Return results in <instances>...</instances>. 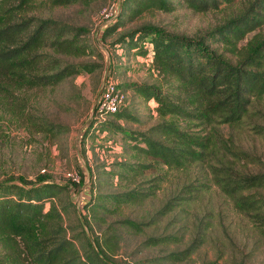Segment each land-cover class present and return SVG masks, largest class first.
<instances>
[{
  "label": "rangeland",
  "instance_id": "obj_1",
  "mask_svg": "<svg viewBox=\"0 0 264 264\" xmlns=\"http://www.w3.org/2000/svg\"><path fill=\"white\" fill-rule=\"evenodd\" d=\"M250 1L222 2L218 8L196 11L180 0H172L171 10H144L102 38L97 33L110 22L103 24L101 12L116 11L120 0H77L68 5L34 0L28 15L69 24L79 46L77 53L52 48L46 49L47 53L59 57L62 63L78 68L80 64L91 65L93 70L80 68L56 85L0 92V184H19L22 180L35 184L39 176H44L65 185L53 199L64 205L70 195L73 197L76 209L70 207L68 212L73 218L71 225L81 235L77 242L80 252L87 248L86 239L92 243L95 237L103 240L111 234L115 246L108 253L115 264H264V232L211 182L206 168L193 165L175 169L151 164L122 137L120 129L143 131L161 119L154 109L155 102L125 85L142 83L168 90L176 80L158 73L142 54L111 44L119 33L152 23L191 40H206L212 33L216 40L208 43L210 48L233 60V44L224 42L214 31L239 15ZM107 73L127 92V104L120 111H128L138 120L108 113L95 115V100ZM250 109L251 120L240 127L219 128L225 138L232 136V141L250 153L251 160L238 164V168L264 171V135L255 130L256 123L264 125V99ZM148 163L146 168L137 167ZM200 181L208 187L201 188L195 198L175 200L170 211L157 215L185 184L199 185ZM154 183L152 194L132 201L113 200L114 195L129 191H149ZM84 197H91V207L77 214ZM77 215L88 222L84 223V232L80 231ZM126 219L147 224L135 231L124 224ZM190 245L193 247L180 255L181 260L168 259L169 254Z\"/></svg>",
  "mask_w": 264,
  "mask_h": 264
},
{
  "label": "trees",
  "instance_id": "obj_2",
  "mask_svg": "<svg viewBox=\"0 0 264 264\" xmlns=\"http://www.w3.org/2000/svg\"><path fill=\"white\" fill-rule=\"evenodd\" d=\"M33 1L0 0V92L56 85L77 74L80 68L93 70L91 65L80 64L78 68L62 63L59 57L47 53L46 49L50 48L56 52L77 53L76 34L69 24L28 15ZM75 1L51 0L53 5ZM180 1L196 11H207L233 0ZM172 6V0H120L116 16L102 28L99 36L106 38L144 10H171ZM214 32L224 42L233 44L235 59H226L210 48L208 43L216 40L212 33L206 40H191L152 23H142L119 33L112 45L119 44L123 50L142 54L150 59L158 73L176 80L169 84L168 90L156 85L126 84L145 100L155 102L154 109L161 119L143 131L120 130L130 148L140 152L151 164L175 169L193 165L206 168L211 182L264 232V171L238 168V164L251 160L250 153L232 141V136L225 138L219 128L220 125L240 127L245 120H251L250 108L263 102L264 0H251L239 15ZM113 114L138 120L128 111ZM182 121L187 124L183 125ZM191 126L199 128L192 130ZM255 130L264 135L261 123L255 124ZM148 166L149 163L137 167ZM36 181L35 184L25 180L19 184H0V264H115L108 253L115 246L111 234L103 240L95 237L92 243L86 239L87 248L80 252L77 242L81 241V235L71 225L73 218L68 212L70 207L75 208L73 197L70 195L68 204L64 205L53 199L65 185L44 176ZM155 186L156 183L149 191L117 194L113 200L139 199L152 194ZM207 187L204 181L199 185L185 184L157 215L170 211L173 201L191 200L201 188ZM90 198H83L77 212L91 207ZM77 218L80 231L84 232V223L88 222L79 215ZM123 222L135 231L147 224L130 219ZM192 247L171 253L168 259L181 260L180 255L187 254Z\"/></svg>",
  "mask_w": 264,
  "mask_h": 264
},
{
  "label": "built area",
  "instance_id": "obj_3",
  "mask_svg": "<svg viewBox=\"0 0 264 264\" xmlns=\"http://www.w3.org/2000/svg\"><path fill=\"white\" fill-rule=\"evenodd\" d=\"M103 24L111 22L116 16V11H108L103 9L101 12ZM109 24V23H108ZM100 32V31H99ZM99 33H97V37ZM127 104V92L122 90L117 86L112 79L106 74L104 83L100 88L95 104H94V113L96 116H103L105 114H113L121 109V107L126 106Z\"/></svg>",
  "mask_w": 264,
  "mask_h": 264
},
{
  "label": "crops",
  "instance_id": "obj_4",
  "mask_svg": "<svg viewBox=\"0 0 264 264\" xmlns=\"http://www.w3.org/2000/svg\"><path fill=\"white\" fill-rule=\"evenodd\" d=\"M85 197H87V195L85 194Z\"/></svg>",
  "mask_w": 264,
  "mask_h": 264
}]
</instances>
